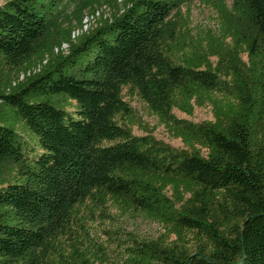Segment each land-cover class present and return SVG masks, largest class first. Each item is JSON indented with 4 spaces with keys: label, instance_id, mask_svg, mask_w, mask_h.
<instances>
[{
    "label": "trees",
    "instance_id": "trees-1",
    "mask_svg": "<svg viewBox=\"0 0 264 264\" xmlns=\"http://www.w3.org/2000/svg\"><path fill=\"white\" fill-rule=\"evenodd\" d=\"M233 1L249 32L227 22L206 44L177 32L172 0H137L54 44L64 0H3L0 66L25 77L0 88V163L14 164L0 176V264H264V0ZM127 85L183 148L133 133ZM208 104L213 120L173 112ZM108 203L164 232L120 237L109 260L73 233L82 206Z\"/></svg>",
    "mask_w": 264,
    "mask_h": 264
},
{
    "label": "rangeland",
    "instance_id": "rangeland-1",
    "mask_svg": "<svg viewBox=\"0 0 264 264\" xmlns=\"http://www.w3.org/2000/svg\"><path fill=\"white\" fill-rule=\"evenodd\" d=\"M137 0H64L53 25L50 28L49 35L56 42L64 39L67 31H77L81 28V19L95 11H99V16L90 24L89 29L104 23L111 22L119 17L128 5L135 3ZM177 3L176 8L172 11L170 20L176 26L177 32L187 33L195 39L203 40L206 44L213 38L217 37L221 28L225 23H230L233 28L240 31L249 32L251 22L249 11L243 5L234 6L233 0H172ZM3 0H0V4ZM83 20V19H82ZM71 32V34H72ZM86 32V31H84ZM67 43V42H63ZM229 43V40H227ZM68 45V44H67ZM63 47V48H62ZM68 47L64 44L61 46L62 51H67ZM58 51V48H55ZM36 61L38 58L35 59ZM215 63L217 58L211 57ZM247 54L242 55V65L247 64ZM10 77L14 80H22L25 77L24 70L16 68L10 70L7 66H0V88ZM122 96L130 106L135 110L136 117L140 119L142 125H134L133 133L135 135H143L146 128L152 134L164 142L169 143L177 149L184 147L180 138L172 137L164 124L158 117L151 112L147 104L139 97L135 90L129 85L124 86ZM70 110V108H68ZM178 118H185L194 122L204 120H213L214 115L211 105L196 106L193 115H188L177 108L173 110ZM260 130L264 133V124ZM28 140L29 138L26 137ZM39 150H36V153ZM13 163L3 161L0 163V176L4 179H10ZM168 195L174 197L169 190ZM90 205V204H89ZM184 204L178 203V206ZM79 216H82V226L73 225L74 234L83 233L86 238V245H94V247H110L108 249L109 260H114L115 255L111 247H117L120 237L126 234L135 235L137 237L156 238L164 232V227L158 222L151 221L141 214L133 212H122L116 205L108 203L103 209H91L88 204L80 208ZM77 231V232H76Z\"/></svg>",
    "mask_w": 264,
    "mask_h": 264
},
{
    "label": "bare ground",
    "instance_id": "bare-ground-1",
    "mask_svg": "<svg viewBox=\"0 0 264 264\" xmlns=\"http://www.w3.org/2000/svg\"><path fill=\"white\" fill-rule=\"evenodd\" d=\"M97 16H99V11H95L92 14L85 16L84 19H83L81 28L78 29L77 31H73L72 32V36L75 38L79 34H81L82 32L88 31V28H89L90 24L95 20V18ZM64 46L67 47L68 45L65 43Z\"/></svg>",
    "mask_w": 264,
    "mask_h": 264
}]
</instances>
